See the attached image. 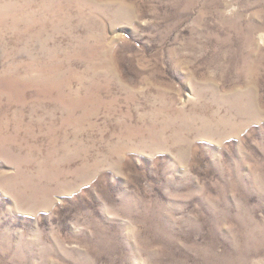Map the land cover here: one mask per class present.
<instances>
[{
    "label": "rangeland",
    "instance_id": "1",
    "mask_svg": "<svg viewBox=\"0 0 264 264\" xmlns=\"http://www.w3.org/2000/svg\"><path fill=\"white\" fill-rule=\"evenodd\" d=\"M0 264H264V0H0Z\"/></svg>",
    "mask_w": 264,
    "mask_h": 264
}]
</instances>
